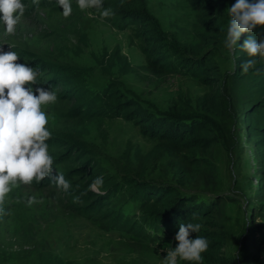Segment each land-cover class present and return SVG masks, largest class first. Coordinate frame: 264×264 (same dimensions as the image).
I'll return each mask as SVG.
<instances>
[{"label": "rangeland", "instance_id": "1", "mask_svg": "<svg viewBox=\"0 0 264 264\" xmlns=\"http://www.w3.org/2000/svg\"><path fill=\"white\" fill-rule=\"evenodd\" d=\"M22 2L25 13L14 34L6 35L0 23V43H7L2 45L5 52L18 53L16 63L43 73L34 90L57 91V101L42 106L52 133L46 143L49 150L54 147L49 151L53 174H63L71 188L65 192L46 177L8 194L6 214L0 216V264H163L167 252L161 250L178 245L179 229L143 226L139 232L126 219L141 215L139 202L127 190L107 200L89 186L104 176L118 183L140 180L151 187L177 183L174 164L181 153L168 145L162 150L166 144L141 122L105 116L101 106L114 93L136 104L143 117L202 113L210 88L179 64L204 32L198 9L189 0H147L156 20L158 50L175 68L156 74L137 24L120 29L95 9L80 10L76 0H71L68 17L57 0H40L38 7L32 0ZM111 2L104 0V7ZM232 50H215L226 74L222 91L227 101L221 102L219 113L208 114L215 131V170L208 177L213 184L206 187V178H200L186 189L202 190L206 206L217 202L212 222L204 226L222 239L210 264H264V161L244 129L252 81L232 74ZM24 56L28 59L23 62ZM77 196L80 202L75 203ZM30 197L39 203L29 206ZM189 262L178 258L177 264ZM193 262L205 264L203 256Z\"/></svg>", "mask_w": 264, "mask_h": 264}, {"label": "trees", "instance_id": "2", "mask_svg": "<svg viewBox=\"0 0 264 264\" xmlns=\"http://www.w3.org/2000/svg\"><path fill=\"white\" fill-rule=\"evenodd\" d=\"M189 1L198 9V23L204 32L200 42L190 49L187 57L179 59V64L185 72L210 88V92L201 103L202 113L186 116L176 111L155 116L154 119L143 117L137 110L136 104L126 101L125 98L121 99L120 95L114 93L106 98V102L101 106V111L105 116H121L127 120L141 122L147 132L160 137L166 144L160 147L162 150H165L168 145L181 153L182 159L174 164L177 183L151 187L140 180L133 179L125 181L126 183H118L113 177L104 176L98 195L111 200L127 190L131 199L139 202L141 215L136 219L137 221L128 216L126 219L130 225L135 224L134 227H137L139 232L143 226L156 231L163 228L179 229L180 223H200L202 225L200 231L191 233L190 237L194 239L198 235L208 240L209 247L202 253V256L205 264H210L214 262L216 254L221 249L222 239L220 233L206 231L204 226L212 222L213 208H216L217 202H212V206H206L203 201L205 198H202L204 195L202 190L191 193L186 188L195 184L200 178H206V183H204L206 187L213 184L210 183L208 177L214 176L215 170L211 160L215 131L208 114L219 113L221 102L227 101L222 91L226 74L215 59V50L225 47L224 42L228 29L226 24L231 20L227 8L234 5L236 0ZM109 7L115 15L107 20L118 28L124 29L126 24L138 25V34L143 40L148 41L144 50L149 59L150 68L156 74L172 73L175 69L173 64L158 50L159 41L155 36L156 20L148 9L147 0H112ZM262 34H264V26H257L253 33L242 34L232 50L234 56L232 74L252 81L244 104V129L247 138L254 142L264 161V57L259 55L249 57L240 47L248 35H254L259 39ZM21 59L24 62L28 58L24 56ZM249 59H255L256 64L244 73L241 64ZM158 148L159 145L153 152ZM53 149L54 147H51L49 151ZM77 184L80 185V183ZM209 234L213 235L209 236ZM189 264H195V262L190 261Z\"/></svg>", "mask_w": 264, "mask_h": 264}, {"label": "clouds", "instance_id": "3", "mask_svg": "<svg viewBox=\"0 0 264 264\" xmlns=\"http://www.w3.org/2000/svg\"><path fill=\"white\" fill-rule=\"evenodd\" d=\"M32 2L37 7L40 4V0ZM57 3L64 17L71 15V0H57ZM76 3L82 11H99L102 20L115 15L110 7H104V0H76ZM25 8L22 0H0V23L5 25L6 35L15 33ZM227 11L231 20L224 43L229 49L237 44L242 34L253 33L257 26H264V0H236ZM4 44L7 43H0V216L6 214L8 194L21 184L29 185L33 180L40 182L47 177L65 192L71 188L63 174H53L54 159L46 143L52 133L47 128L49 118L42 106L55 103L57 91L51 87L34 90L32 85L40 84L38 77L43 73L38 67L16 63L20 56L13 50L5 52ZM240 47L249 57H264V34L259 39L248 35ZM255 64V59L246 60L241 64L242 71L247 73ZM102 185L103 178L97 177L89 187L99 192ZM74 202H80V197H74ZM27 203L31 206L39 201L30 197ZM201 227L200 223H180L175 235L178 245L161 250L167 252L163 264H177L178 258L201 261V254L207 251L209 242L202 236L190 237Z\"/></svg>", "mask_w": 264, "mask_h": 264}]
</instances>
